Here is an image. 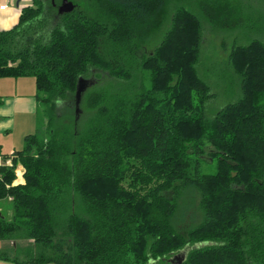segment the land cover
Segmentation results:
<instances>
[{
    "label": "trees",
    "instance_id": "obj_1",
    "mask_svg": "<svg viewBox=\"0 0 264 264\" xmlns=\"http://www.w3.org/2000/svg\"><path fill=\"white\" fill-rule=\"evenodd\" d=\"M69 1L0 31V80L33 77L45 117L0 154V242L33 245L19 264H264V42L233 48L240 95L210 118L198 68L206 27L238 30L247 2Z\"/></svg>",
    "mask_w": 264,
    "mask_h": 264
},
{
    "label": "rangeland",
    "instance_id": "obj_2",
    "mask_svg": "<svg viewBox=\"0 0 264 264\" xmlns=\"http://www.w3.org/2000/svg\"><path fill=\"white\" fill-rule=\"evenodd\" d=\"M233 1L237 3L241 1L242 6H244V2H247L248 11H246L245 14L246 16H252L253 20L245 23L244 26L239 27L236 31L228 29L227 31H219L206 27L204 43L202 45L203 50L198 68L199 74L209 83L216 96V98L211 101V105H209L210 109L207 110V116L209 118L213 117L216 111L221 107L236 101L240 95L239 79L236 78L237 76L229 65V55L233 48L237 45H246L255 38L261 39L264 42V0ZM160 41L161 37L154 38V40L150 41L146 46V51L151 53ZM99 80L98 82H104V79ZM19 82H25L27 84L25 93H35L36 86L33 77H27ZM30 88L31 90L28 91ZM4 92L5 90L0 88V93L2 94ZM1 120L2 118L0 117V121ZM34 122L37 128L38 124L42 125L45 123L42 107H38ZM24 139L23 132L19 128L13 130L9 137L0 134V154L10 153L12 149H14V151L21 150L24 146ZM19 166L20 165H18V167ZM201 170L206 174H215L217 172L216 159L214 161L211 159L210 161H203ZM5 208H8V206ZM177 222H179V220H177ZM179 226H181L180 223L178 224V227ZM31 246L33 245L24 240L1 241L0 256L10 258L14 261L24 262L27 260L26 251Z\"/></svg>",
    "mask_w": 264,
    "mask_h": 264
},
{
    "label": "crops",
    "instance_id": "obj_3",
    "mask_svg": "<svg viewBox=\"0 0 264 264\" xmlns=\"http://www.w3.org/2000/svg\"><path fill=\"white\" fill-rule=\"evenodd\" d=\"M17 2H19V5H17ZM30 3L31 0H0V6L4 4L8 6L5 10H0V31L9 30L16 26L20 19L21 10L30 5ZM22 79L25 78L0 80V88L5 90L4 93H0L3 99V104L0 106V117L2 118L0 121V134L7 135V137L13 130L18 128L23 132L24 138L34 134L37 129L34 122V117L37 115L39 107L36 99V90L35 93H25L27 84L19 82ZM30 90L31 88L28 89V91ZM13 152H15L14 149L7 154H12ZM0 264L19 263L10 258L0 256Z\"/></svg>",
    "mask_w": 264,
    "mask_h": 264
},
{
    "label": "water",
    "instance_id": "obj_4",
    "mask_svg": "<svg viewBox=\"0 0 264 264\" xmlns=\"http://www.w3.org/2000/svg\"><path fill=\"white\" fill-rule=\"evenodd\" d=\"M17 5H19V2H17ZM59 13L60 14H69L71 12H73L75 10V5L73 2L69 1V0H63V3L61 4V6L58 8ZM94 85L93 81L90 80H86L84 78H81L78 81L77 84V92H76V115L79 116L81 114V110H80V105H81V101H82V97L84 92L91 86ZM179 263H183L185 261V256H178L176 258Z\"/></svg>",
    "mask_w": 264,
    "mask_h": 264
},
{
    "label": "built area",
    "instance_id": "obj_5",
    "mask_svg": "<svg viewBox=\"0 0 264 264\" xmlns=\"http://www.w3.org/2000/svg\"><path fill=\"white\" fill-rule=\"evenodd\" d=\"M7 4H4L0 6V10H5L7 8ZM4 165V160L2 157H0V168ZM6 165L12 166V159H9L6 161ZM20 173V174H19ZM16 175H17V180L15 181V185L18 184H24V169L22 166H19L18 169L16 170ZM20 175V176H19Z\"/></svg>",
    "mask_w": 264,
    "mask_h": 264
}]
</instances>
